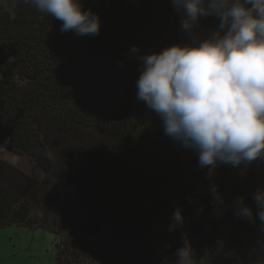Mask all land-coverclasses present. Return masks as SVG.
<instances>
[{
	"label": "trees",
	"instance_id": "trees-1",
	"mask_svg": "<svg viewBox=\"0 0 264 264\" xmlns=\"http://www.w3.org/2000/svg\"><path fill=\"white\" fill-rule=\"evenodd\" d=\"M6 3L0 144L34 158L44 176L0 158V229L54 232L56 264H160L164 246L171 255L185 234L194 264H264L259 221L236 217L230 206L243 195L256 208L264 162L253 163L256 174L236 176L239 168L221 165L209 178L197 154L165 136L137 99L138 61L121 66L133 44L158 51L177 41L171 0H84L102 27L83 37L62 33L60 21L23 0ZM213 182L228 209L221 216L213 212ZM177 206L185 224L169 231Z\"/></svg>",
	"mask_w": 264,
	"mask_h": 264
},
{
	"label": "clouds",
	"instance_id": "clouds-1",
	"mask_svg": "<svg viewBox=\"0 0 264 264\" xmlns=\"http://www.w3.org/2000/svg\"><path fill=\"white\" fill-rule=\"evenodd\" d=\"M40 13L61 22L62 33L96 36L101 16L84 0H23ZM5 10L6 0H0ZM179 17V36L158 51L133 44L128 60L139 63L137 99L155 114L165 136L194 151L198 165L213 178L221 165L244 174L254 162H264V0H171ZM212 17L214 25L205 20ZM15 18L14 13L11 16ZM243 166V167H241ZM214 214L221 216L225 197L218 184L210 185ZM256 208L239 195L234 215L259 221L264 230V184L253 193ZM203 211V207L199 209ZM185 224L177 206L168 230ZM169 255L164 246L160 264H194L187 234Z\"/></svg>",
	"mask_w": 264,
	"mask_h": 264
},
{
	"label": "rangeland",
	"instance_id": "rangeland-1",
	"mask_svg": "<svg viewBox=\"0 0 264 264\" xmlns=\"http://www.w3.org/2000/svg\"><path fill=\"white\" fill-rule=\"evenodd\" d=\"M0 158L35 178L42 179L44 176L34 158L17 153L9 146L0 144ZM259 170L256 164H252L244 174H256ZM244 174L239 168L234 175ZM56 241V234L47 229H31L17 224L5 226L0 229V264H56ZM242 253L236 254L240 258Z\"/></svg>",
	"mask_w": 264,
	"mask_h": 264
}]
</instances>
